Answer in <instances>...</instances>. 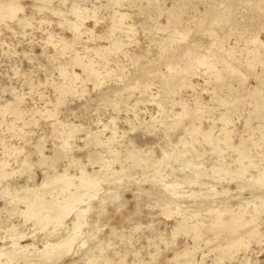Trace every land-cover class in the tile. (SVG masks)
<instances>
[{
	"label": "rangeland",
	"instance_id": "374dc122",
	"mask_svg": "<svg viewBox=\"0 0 264 264\" xmlns=\"http://www.w3.org/2000/svg\"><path fill=\"white\" fill-rule=\"evenodd\" d=\"M121 1L116 6L113 0H50L47 7L39 8L38 0H19L23 7L16 17L26 21L25 26L16 18L9 21L0 15V109L6 102L21 98L18 106L27 114L24 125L14 123L10 114L0 118V162L6 163L5 171L12 172L0 177V247H7L11 226L19 227L21 234H34V238L21 240L22 245L31 243L41 248L44 241L63 237L71 228L73 216L65 218L53 234L50 224L44 231L37 228L33 232V220L19 216L24 204L13 195L21 189H35L45 173L59 179L67 171L77 177L83 166L86 173L108 170L107 180L99 184L94 199L80 205L83 208L89 203L91 210L70 252L56 264H85L93 257V264H168L175 253L194 244L193 232L175 229V222L180 220L187 225L200 222L198 250L193 252L197 264H264V213L257 216L263 237L259 240V236L244 235L245 248L226 258H221L220 247L215 246H222L223 241H218L230 235L222 233L225 238H216L203 227L211 223L207 211L240 208L245 209L243 217L247 219L254 208L264 206V186L250 178L257 174V168L264 167V49H257L260 63L248 66L246 62L257 47L252 41L254 35L264 44V0H157L155 5L146 0ZM76 8L85 20L80 27L81 39L71 50L83 62H90L97 77H87L79 67L68 65L69 69L66 64L71 50L58 52V39L72 36L63 21L79 20L74 14ZM115 12L126 13L127 18L113 23ZM174 13L175 20L168 21ZM112 24L119 30L111 32ZM176 32L186 33L181 38L184 40L179 37L175 42L172 36ZM49 35L52 40L48 44ZM170 39L174 45L167 42ZM110 43L121 48L108 54L102 47ZM212 56L218 59L213 64ZM64 69L77 78L65 81L59 74ZM31 84L35 87L30 88ZM182 106L188 107L187 115H180ZM49 110L54 112L51 117L46 114ZM28 111L37 114L31 116ZM221 114L225 119L219 120ZM8 121L10 129L5 127ZM69 125L78 131L62 149ZM194 128L210 131V136L192 132ZM221 129L230 131L231 146L219 141ZM94 136L98 141L92 139ZM36 143H40L41 155L35 152ZM163 150L167 152L165 158ZM130 151L158 162L157 166L129 168L132 161L126 155ZM240 152L248 158L239 163ZM39 155L46 159L40 161ZM24 156L32 164L29 169L20 166ZM51 165L54 169L48 168ZM122 166L129 175L118 174L116 180L117 175L112 177L110 172ZM55 188L58 186L46 185L42 192L48 198ZM166 202L173 208L169 217ZM225 217L227 214L222 215ZM91 225L95 235H89ZM209 242H216L211 245L213 249ZM83 252L87 256L84 259Z\"/></svg>",
	"mask_w": 264,
	"mask_h": 264
},
{
	"label": "bare ground",
	"instance_id": "6f19581e",
	"mask_svg": "<svg viewBox=\"0 0 264 264\" xmlns=\"http://www.w3.org/2000/svg\"><path fill=\"white\" fill-rule=\"evenodd\" d=\"M39 2H40V4L41 5H39L38 4V6H39V8L41 7V8H45V7H47V5H49V2H50V0H38ZM84 1V0H83ZM120 1L121 0H113V5H120L121 3H122V1H121V3H120ZM147 1V3L148 4H153V5H155V1H157V0H146ZM38 2V3H39ZM62 2H64V1H62ZM158 3V2H157ZM64 4V3H63ZM22 5V4H21ZM20 5V3H19V0H10V1H8L7 3H4V4H2V3H0V15H1V18H4V19H8L9 21L10 20H12V19H15L16 18V21L18 22V23H21L23 26H25L26 25V21H22L20 18H17L16 17V14H17V12H19L21 9H22V7L23 6H21ZM73 5V4H72ZM37 6V7H38ZM181 6V5H180ZM79 9V8H78ZM84 11V10H83ZM117 12V11H116ZM114 13V16L112 17V22L114 23V21H124L126 18H127V14L126 13ZM53 13H60L59 11H56V10H54L53 11ZM78 13V14H77ZM79 10H77V8L76 9H74V14L76 15V17L79 19V20H77V21H75V22H73V21H70V20H64L63 21V23L67 26V28H68V30H70L71 31V34H72V36H71V38L70 39H64V38H60V39H58L59 41V44H60V50L58 51L59 52V54H64L67 50L68 51H70L71 49H72V47L74 46V44H76V42L77 43H79V40L81 39L80 37H81V35H82V31L80 32V27H81V25H82V22L85 20V19H83V18H80V17H82V16H79ZM95 14V13H94ZM60 16H61V14H60ZM59 16V17H60ZM92 16H93V14H92ZM95 16V15H94ZM65 17V16H64ZM91 18H93V17H91ZM175 18H176V13H174V14H172V16H169L168 18H167V20L168 21H171V20H175ZM3 20V19H2ZM63 23H61V24H63ZM116 23H118V22H116ZM116 25V24H115ZM114 24H112V26L110 27V30H111V32L112 31H115L116 29H118L116 26H115ZM118 25V24H117ZM120 25V24H119ZM166 25V24H165ZM65 26V27H66ZM132 25H130V27H128V30H130L131 31V27ZM172 29V28H171ZM189 29V28H188ZM119 30V29H118ZM170 31V30H169ZM123 32H125V31H123ZM172 34H174V33H172ZM172 34H170V36L172 35ZM186 34V33H185ZM183 32L182 33H175L174 34V36H172V38H173V40L175 39V38H179L180 37V39L181 38H183L184 36L186 37V35H185ZM184 37V38H185ZM52 37H50V35L46 38L47 40H46V42H48V44L51 42V39ZM187 39V38H186ZM181 40H184V39H181ZM180 40V42H182ZM53 41H55V40H53ZM172 40L170 39V40H168L167 42H171ZM175 41V40H174ZM250 41H251V39H250ZM253 42H255V44H257V47H256V49L254 50V51H252V53H254L253 54V57H252V59H250V60H247L246 62H247V65L249 66V64H250V66L251 65H255V64H257V63H260L261 62V60H260V54L258 53V51H257V49H258V47H262V49H264V44L263 43H261V41L259 40V38L257 37V35H254V37H253V40H252ZM110 42H118V41H116V40H114V41H110ZM175 42H178L177 40L175 41ZM172 43H173V45H174V42L172 41ZM58 44V43H57ZM59 44H58V46H59ZM56 45V44H55ZM120 44H116V43H110L109 45H108V47H102V49L103 50H105V51H107V53L109 54V53H115L116 51H118L119 50V48H121V46H119ZM172 45V44H171ZM170 46V45H169ZM164 48H166V47H164ZM54 49H55V47H54ZM85 49H88V48H85ZM214 49V48H213ZM94 51H96L95 49H93ZM230 50V52H232V50L231 49H229ZM211 51V50H210ZM205 52V51H204ZM209 52V51H208ZM213 52V51H212ZM214 53V52H213ZM217 53V52H216ZM251 53V52H250ZM57 55H59L58 53H56ZM47 55V54H46ZM57 55H54V56H57ZM54 58V57H53ZM211 58H213V62H212V64L214 63V62H216V61H218V59L217 58H215L214 56H212ZM202 60V59H201ZM224 62H226V60H224ZM55 63H57V62H55ZM54 63V64H55ZM90 63V62H89ZM89 63H86V62H83L82 61V59L80 58V56L76 53V51L75 50H71V56L67 59V66L68 65H70L71 66V68L73 67V66H75V67H79V68H81V71H82V73L83 74H85L87 77H90V78H92V77H95L96 76V72H95V70H94V68H93V66L91 65V64H89ZM207 63V62H206ZM207 65V67H208V65H210V63H207L206 64ZM206 65H204V66H206ZM228 65V64H227ZM231 65V64H230ZM63 66V65H62ZM62 66H60L61 68H62ZM66 66V67H67ZM197 66H198V64H197ZM66 67H64V68H66ZM69 67V66H68ZM210 67H212V66H210ZM231 67V66H230ZM234 67V66H233ZM232 67V68H233ZM54 68V67H53ZM175 68V67H174ZM215 68V67H214ZM226 68V67H225ZM253 68V67H252ZM63 69V68H62ZM69 69H70V67H69ZM168 69L170 70V71H172V69L173 68H171V67H168ZM209 69V68H208ZM236 69V68H235ZM248 69V68H247ZM216 70V69H215ZM250 70V69H249ZM211 71H213V70H211ZM217 71V70H216ZM47 73V72H46ZM71 73H72V71H71ZM68 74V72L64 69V70H60V72H59V74H61L62 75V77L64 76V78H66L65 79V81L68 79L69 81H73L74 79H76L77 77H76V75L74 74V73H72V74ZM218 72H216L215 73V76L217 77V80H218V75H219V73L217 74ZM24 75V74H23ZM27 76V75H26ZM25 77V76H24ZM97 77V76H96ZM94 80L96 79V78H93ZM92 79V80H93ZM209 79V78H208ZM29 82V81H28ZM28 82H27V84H28ZM67 83V82H66ZM36 85V84H35ZM96 85H98V83L96 84ZM29 86V85H28ZM39 86V84L36 86V87H38ZM32 87H35L34 85H30V88H32ZM131 87V86H130ZM60 89V88H59ZM69 88H67V90H68ZM30 90V89H29ZM33 90H35V89H33ZM73 92V91H72ZM9 93H10V91H9ZM11 94V93H10ZM14 95V94H13ZM14 96H16V95H14ZM257 97V93H255V95H254V98H256ZM16 98V97H15ZM13 99V98H12ZM23 99V98H22ZM197 100V99H196ZM15 102L13 103H11V102H9V103H5V104H3L4 106L0 109V118H4V116L6 115V114H10V116H12L13 118H14V120L13 121H15L14 123H16V121H17V123H19L20 124V122L22 123L21 125H24L25 123H26V121H25V123H24V117H25V115H27L26 113H25V111L23 110V109H20L19 108V104H21V98L20 99H15L14 100ZM195 101V100H194ZM179 102V101H178ZM197 102V101H196ZM57 103V102H56ZM59 104V103H58ZM182 104V103H181ZM195 104V107H196V103H194ZM198 104V103H197ZM199 104H201V103H199ZM117 105V104H116ZM200 106H202V105H200ZM199 106V107H200ZM1 107V106H0ZM179 107H180V105H179ZM130 108V107H129ZM188 108V107H187ZM185 106H182V111H181V109H180V111H181V113H180V115L181 116H184V115H187V112H188V109H187ZM201 108V107H200ZM25 109V108H24ZM28 110V109H27ZM31 110V109H30ZM131 110V109H130ZM199 110V108H197L194 112H197ZM179 111V112H180ZM29 112V114L31 113V116H32V114H34L33 113V111H28ZM27 112V113H28ZM36 112H38V111H36ZM43 112H45L44 111V109H43ZM43 112H42V114H43ZM47 113V116H53V113H51L50 112V110L49 111H46ZM35 114H37V113H35ZM34 114V115H35ZM33 115V116H34ZM38 115H41L40 113H38ZM44 115V114H43ZM136 115V114H135ZM29 117V120H31V122L33 121L31 118L32 117ZM179 116V115H178ZM39 118V117H38ZM48 118V117H47ZM53 118V117H52ZM114 118V117H113ZM51 119V118H50ZM136 119H137V117H136ZM162 119V118H161ZM223 119H225V117H224V115L223 114H221L220 115V117H219V120H223ZM3 120V119H2ZM27 120H28V118H27ZM12 121V122H13ZM42 121V120H41ZM9 123L7 124V123H5L6 124V128L7 129H10L11 127H12V124H10V121H8ZM11 122V123H12ZM30 122V123H31ZM54 122H58V121H54ZM35 123V122H34ZM59 123V122H58ZM60 123H62L61 121H60ZM4 124V125H5ZM32 124V123H31ZM56 125V124H55ZM60 125V124H59ZM59 125H57L58 127L57 128H60L59 127ZM62 125H63V123H62ZM61 125V126H62ZM65 125H67V124H65ZM64 125V126H65ZM70 127H71V125H69ZM68 126V127H69ZM23 128H24V126H22ZM63 127V126H62ZM131 127V126H130ZM63 129H64V127H63ZM76 128H74L73 126L71 127V128H67V132H66V138H65V140L64 139H62V140H64V142L62 143V149L63 148H65L66 146H67V139L72 135V133L73 132H75L74 130H75ZM12 130V129H11ZM62 130V129H61ZM101 130V129H100ZM10 131V130H9ZM56 131V130H55ZM78 131V130H77ZM77 131L75 132V133H73L74 135L77 133ZM60 132V131H59ZM192 132H197V133H200V134H203V135H207V136H210V134H209V132L210 131H206V132H201V131H199L198 130V128H194L193 130H192ZM221 134H222V138H221V140H219V141H222L224 144H226V145H228V146H231V144L229 143V140H230V131H228V130H224V129H221ZM17 133V132H16ZM57 133V132H56ZM56 133L54 132V134L56 135ZM63 133V132H62ZM62 133H61V135H62ZM64 133H65V131H64ZM63 133V134H64ZM220 133V132H219ZM59 134V133H58ZM58 134H57V136H58ZM60 135V134H59ZM22 136V135H21ZM97 136V135H96ZM96 136H94L92 139L94 140V141H98L97 139H96ZM72 137V136H71ZM59 139H60V136H59ZM69 139H71V138H69ZM208 139V138H207ZM1 140V139H0ZM23 140V139H22ZM38 140H40V139H38ZM105 140V139H104ZM209 140V139H208ZM217 140V139H216ZM61 141V140H60ZM115 141V140H114ZM129 141V140H128ZM2 142V141H1ZM62 142V141H61ZM41 143V142H40ZM40 143H36L37 145H35V152H38V153H36L37 155L38 154H42V149H41V147L39 148V145H40ZM4 144V143H3ZM223 144V145H224ZM8 148V147H7ZM11 148V147H10ZM60 148V147H59ZM68 148V147H67ZM66 148V149H67ZM9 149V148H8ZM61 149V148H60ZM10 150V149H9ZM9 150H7L8 151V153H10L9 152ZM59 150V149H58ZM65 152V151H64ZM163 158H165V157H167V152L165 153V151L163 150ZM6 153V152H5ZM13 154V153H12ZM138 154V152L137 153H135L134 151H130V152H128L127 153V159H129L128 161H132L131 162V165L130 166H128L129 168L130 167H133V166H137V167H141V165L143 166V168L144 167H146V168H150L151 169V167H154V166H157V163L158 162H155V161H152L151 159L150 160H148V159H145V158H143V157H139V155H137ZM14 155V154H13ZM39 155V156H40ZM98 156V155H97ZM41 157V156H40ZM101 157V156H100ZM244 158H248L247 156H246V154L244 153V152H240L239 154H238V162L240 163L241 162V160L242 159H244ZM44 159H46V158H44L43 156L41 157V159H40V161H42V160H44ZM104 160V159H103ZM73 161V160H72ZM78 161V160H77ZM101 161V160H100ZM102 162H104V161H102ZM101 162V163H102ZM5 163V162H4ZM104 163H107V162H104ZM6 164V163H5ZM5 164H3V161L2 162H0V177H6V176H9L10 174L9 173H12V172H7V171H5L4 170V168H5ZM20 166H21V168L23 169H25V168H27V169H29V168H31L30 166L32 165L31 164V162H30V160H29V157L28 156H24V157H22V160L20 161ZM49 164V163H48ZM47 164V165H48ZM71 164L72 163H70V164H68V165H70L71 166ZM73 164H75V167H77V163H75V162H73ZM73 164H72V166H73ZM95 164V163H94ZM111 163H109V165H110ZM99 165H100V163H99ZM98 165V166H99ZM108 165V164H107ZM53 165H51V167H49L48 166V168H53L52 167ZM57 166V165H56ZM56 166H54V167H56ZM71 166V167H72ZM112 166V165H111ZM110 166V167H111ZM127 166V165H126ZM74 167V166H73ZM74 167V168H75ZM83 167V166H82ZM82 167L80 166V168H79V176H77V177H74V175L72 176V174L71 175H69L68 173H67V171L66 172H64V175H63V177L60 175V177H58L59 179H57V178H55V177H49V176H47V174L45 173L44 174V176L42 177L43 178V180H42V182H40V185L39 186H37L35 189H21V192H19V194H15V195H13L14 197H13V199L14 198H16V199H14V200H17V202H21V203H23L24 204V208H23V210H19L20 211V215L19 216H21V217H23L25 220H28V222H29V220H33V223L34 224H32V225H34V227H36V229L35 228H33V230H36V231H33V232H37V228L38 229H41V230H43L44 228H46L45 226L47 225V224H50V227L52 226V228H51V233L53 234V233H55V232H57L61 227H62V223H63V220L65 219V218H67L68 216H73V221L71 222V228L69 229V231H66V234L62 237H60V238H58L57 240H55V241H53V242H50L49 240H46V241H44L43 242V244H42V247L41 248H37V247H35L33 244H31V243H29V244H24V245H22L21 244V240H24L25 238H28L29 239V237L30 238H34V234H32V235H25V233L23 234H21L20 232H19V230H18V228H17V226H11L10 227V229H9V231H7V234H8V240L9 241H7V242H5V244L7 243L8 245H7V247H5L4 245H3V247H0V264H47V263H52V264H56V262H58V261H61L62 260V258H64L69 252H70V250H71V248H72V245H73V243H74V240H75V238H76V235H77V232L78 231H80V228L82 227V225L83 224H85V222H86V216H87V214L89 213V211L91 210V206L89 205V203H86V205H85V207H80V205L84 202L85 203V200H92V199H94V197H96V192L97 191H99L98 189V187H99V184H101V182H103L106 178H107V172H108V170L106 171V173H104V172H102V170H103V168H100L98 171H92V172H90V173H86L84 170H85V168L84 169H82ZM101 167V166H100ZM106 167H108V166H106ZM110 167H109V169H110ZM127 167V168H128ZM20 168V169H21ZM69 168V167H68ZM78 168V167H77ZM77 168H76V171H78L77 170ZM142 168V169H143ZM6 169V168H5ZM54 169V168H53ZM104 169H107V168H104ZM132 169V168H131ZM130 169V170H131ZM128 170V169H127ZM143 170H145V168L143 169ZM27 172H28V170H26ZM74 171V170H73ZM124 171H125V168H123V166L122 167H120V169L119 170H117V171H111L110 172V174L112 175V177H113V175H117L116 176V180L119 178V176H118V174H120L122 177L125 175L126 176V174H128L129 175V173L127 172L126 174H124ZM131 171H133V169L131 170ZM256 171V173L257 174H255V175H251L250 176V178L252 179V180H255V181H257L258 183H260V186H264V167H259V168H257V170H255ZM126 172V171H125ZM238 172V171H237ZM26 174V173H25ZM109 174V177L111 176ZM123 174V175H122ZM133 174V173H132ZM146 174V173H145ZM28 175V174H27ZM78 175V174H77ZM127 175V176H128ZM131 175V174H130ZM53 176H55V175H53ZM56 176H58V175H56ZM120 176V177H121ZM132 176V175H131ZM111 177V178H112ZM134 177V176H133ZM32 180V179H31ZM107 180V179H106ZM111 180V179H110ZM114 180V179H113ZM120 180H121V178H120ZM119 180V181H120ZM28 181H29V178H28ZM115 181V180H114ZM110 182V181H109ZM103 184V183H102ZM106 184V183H105ZM46 185H49L50 187L52 186V188L53 187H55V186H58V188L56 189H53L54 190V192H53V195H51L50 197H48V198H46L45 196H44V192H42V190H43V188L46 186ZM108 186V185H107ZM170 185H167L164 189H166L167 187H169ZM174 196H175V194H173ZM178 196H179V194H177ZM177 196V197H178ZM183 196V195H182ZM119 197V196H118ZM176 197V198H177ZM184 198H185V195L183 196ZM182 197V198H183ZM188 197V196H187ZM186 197V198H187ZM175 198V199H176ZM189 198V197H188ZM114 199V198H113ZM178 199H179V197H178ZM181 199V198H180ZM256 200H258V202L260 203L259 205H262V201H261V199L260 198H257ZM87 202V201H86ZM248 202H250L251 203V201H248ZM11 203V202H10ZM167 204H166V206H167V211H166V215H167V217H169V214L173 211L172 209H171V207L169 206L170 204L168 203V202H166ZM247 203V202H246ZM247 204H249V203H247ZM246 205V204H245ZM83 206V205H82ZM156 206V205H155ZM251 206V205H250ZM157 207V206H156ZM253 207H255V206H253ZM252 207V208H253ZM258 207H260V206H258ZM257 207V208H258ZM162 209V208H161ZM245 209H236V211H234V210H223V211H219V210H211V211H207V213H209V219H211V223H209V225L208 226H205V225H203V227H204V230L205 231H208V232H211L212 234H213V236L214 237H220V236H222L221 234L222 233H226L225 235H227V234H229L230 235V237H228V238H226V239H224V240H219L218 242H222L223 241V245L222 246H220V244L218 243L217 244V246H215V244H216V242L215 243H213L214 244V246L215 247H217L218 249H219V247H220V256H221V258H226V257H228V256H230L231 254H233V253H236V252H238L240 249H242V248H245V246H246V244H245V242H244V235L247 237V238H255L256 239V237H258L257 239H259V238H262L263 237V233H261L260 231H259V225H258V221H257V216L259 215V214H261V213H264V206H261L260 208H259V210H256L255 208H254V211H253V213L251 214V215H249L248 216V218L247 219H245L244 217H243V215H244V213H245V211H244ZM163 212V211H162ZM165 212V211H164ZM191 212V214L193 215V216H196V212H192V211H190ZM198 214V213H197ZM204 214V213H203ZM203 214L201 215V216H203ZM226 215L227 214V217H225V218H222V215ZM162 215V214H161ZM199 215V216H200ZM207 215V214H206ZM264 215V214H263ZM103 216V215H102ZM165 217V216H164ZM205 217V216H204ZM102 218V217H101ZM23 219V220H24ZM97 219V218H96ZM99 219H100V217H99ZM23 220H21V221H23ZM30 221V222H31ZM24 222V221H23ZM98 222V221H97ZM20 223H22V222H20ZM100 223V222H99ZM200 223V222H199ZM199 223H194V224H190V225H187V223L184 221V220H180V221H177V222H175V229H177V230H180L181 232H183V233H188V234H190L191 232H193L194 233V236H193V241H194V244H193V247L191 246V248H181V249H183V250H181V251H178L177 253H175L174 255H173V257L172 258H170L169 260H167V263L168 262H170V263H168V264H197L196 262H195V259H194V255H195V251L196 250H198V243H197V241H198V235H199V233H198V231L199 230H197V228H199V229H201L200 228V224ZM261 223V222H260ZM25 224H26V222H25ZM16 225V224H15ZM19 225H21V224H19ZM18 225V226H19ZM96 225V224H95ZM25 226V225H24ZM99 226V225H98ZM66 227V226H65ZM202 227V228H203ZM261 227V226H260ZM16 228H17V230H16ZM90 229H88L89 230V235H92L94 232H96L95 231V229H94V227L91 225L90 227H89ZM264 228V227H263ZM47 229V228H46ZM21 230V229H20ZM99 230V229H98ZM44 231V230H43ZM200 231H202V230H200ZM9 232V233H8ZM39 233H41L40 231H38ZM196 232L198 233V235L196 236ZM264 232V231H263ZM45 233H46V231H45ZM3 234H4V232H3ZM6 233H5V235H7ZM36 234V233H35ZM98 234V233H97ZM46 235V234H45ZM93 235H95V233L93 234ZM54 236V235H53ZM212 236V237H213ZM3 237H4V235H3ZM3 237H1V238H3ZM36 237V236H35ZM47 237H49V236H47ZM98 237H100V235L98 236ZM102 237V236H101ZM123 237V236H122ZM224 236H222V238H223ZM87 238V237H86ZM92 238H95V237H92ZM173 238V237H172ZM192 238V237H191ZM225 238V237H224ZM89 239V238H88ZM88 239H87V241H88ZM101 239V238H100ZM211 239V238H210ZM4 240V239H3ZM85 240V239H84ZM92 240V239H91ZM173 240V239H172ZM209 240V239H208ZM213 240V239H212ZM216 240H218V239H216ZM260 240V239H259ZM261 240H264V237L261 239ZM86 241V240H85ZM90 241V240H89ZM98 241V240H97ZM100 241V240H99ZM210 241V240H209ZM213 241H215V240H213ZM172 242V241H171ZM101 242H99V244H100ZM174 243V242H173ZM206 243V242H205ZM210 244V242H209V244H210V247H211V245H213V244ZM98 244V245H99ZM172 244V243H171ZM208 244V243H207ZM96 245V244H95ZM167 245H169V244H167ZM206 245V244H205ZM200 246V245H199ZM204 246V245H203ZM213 246V247H214ZM5 247V248H4ZM171 247V246H170ZM169 246H168V248H170ZM186 247V246H185ZM207 247V246H206ZM209 247V248H210ZM214 247V249H216ZM197 248V249H196ZM208 248V247H207ZM209 248H208V251H209ZM212 248V247H211ZM210 248V249H211ZM80 249V248H79ZM78 249V250H79ZM170 249H173V248H170ZM169 249V250H170ZM192 249V250H191ZM205 249V248H204ZM213 249V248H212ZM158 250V249H157ZM217 250V249H216ZM159 251V250H158ZM167 251V250H166ZM241 251V250H240ZM78 252V251H77ZM133 252H134V250H133ZM155 252V251H154ZM193 252H195L194 253V255H193ZM199 252H201V250L199 251ZM134 253H136V252H134ZM134 253H132L133 254V256H134ZM159 252H157L156 251V255L158 254ZM218 253V252H217ZM137 254V253H136ZM153 254V253H152ZM155 254V253H154ZM153 254V255H154ZM84 255V252H83V254H82V256L81 257H83V259H84V257H85V255ZM136 256H138V254L136 255ZM158 256V255H157ZM87 257V256H86ZM85 257V258H86ZM135 257V256H134ZM150 257V256H149ZM154 257V256H153ZM152 257V258H153ZM104 258H105V256H104ZM136 258H138V257H136ZM152 258H149L150 259V261H151V259ZM155 258V257H154ZM204 258V257H203ZM202 258V259H203ZM81 259V258H80ZM141 259V258H140ZM98 260V259H97ZM100 260H103V259H100ZM107 260V259H106ZM135 260H137V259H135ZM153 260V259H152ZM156 260V259H155ZM79 261V260H78ZM87 261V260H86ZM94 261H95V258L93 257V258H89V260L85 263V264H93L94 263ZM105 261V260H104ZM138 261V260H137ZM154 261V260H153ZM102 262V261H101ZM152 262V261H151ZM199 262V261H198ZM80 263H81V261H80ZM97 263V262H96ZM95 263V264H96ZM141 263V262H140ZM144 263V262H143ZM147 263V262H146ZM166 263V262H165ZM70 264H73V262L72 263H70ZM135 264H136V262H135ZM200 264V263H199Z\"/></svg>",
	"mask_w": 264,
	"mask_h": 264
}]
</instances>
